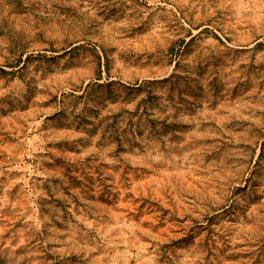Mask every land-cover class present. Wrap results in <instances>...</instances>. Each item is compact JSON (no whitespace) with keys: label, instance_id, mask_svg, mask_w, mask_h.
Listing matches in <instances>:
<instances>
[{"label":"rangeland","instance_id":"rangeland-1","mask_svg":"<svg viewBox=\"0 0 264 264\" xmlns=\"http://www.w3.org/2000/svg\"><path fill=\"white\" fill-rule=\"evenodd\" d=\"M0 264H264V0H0Z\"/></svg>","mask_w":264,"mask_h":264}]
</instances>
